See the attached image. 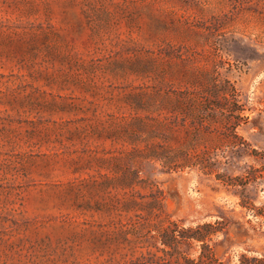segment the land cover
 Instances as JSON below:
<instances>
[{
	"label": "rangeland",
	"instance_id": "rangeland-1",
	"mask_svg": "<svg viewBox=\"0 0 264 264\" xmlns=\"http://www.w3.org/2000/svg\"><path fill=\"white\" fill-rule=\"evenodd\" d=\"M227 80L264 151V0H0V264H135L205 222L218 261L264 264V158L230 157L257 175L231 186L148 157L191 141L152 113L215 114Z\"/></svg>",
	"mask_w": 264,
	"mask_h": 264
},
{
	"label": "trees",
	"instance_id": "trees-1",
	"mask_svg": "<svg viewBox=\"0 0 264 264\" xmlns=\"http://www.w3.org/2000/svg\"><path fill=\"white\" fill-rule=\"evenodd\" d=\"M229 83V87L222 90L225 93L223 104H218L214 108L215 114L210 112H200L198 110H190L184 112L182 118L176 113V108H172L173 114L170 116L156 113L149 116L153 122L152 127L155 128L154 136H158L159 129L166 130H182L190 135V143L184 144L177 148H172L167 143H154L149 148L148 157L161 161L163 169L168 172L184 171L186 169H197L207 176H214L216 179L231 186H245L248 181H257L256 169L250 167L246 169L245 176L248 180L241 176H226V172L230 170V157H236L242 153L264 158V151H259L251 147V144L243 135L237 132L240 122H246L248 116H241L244 104H239V92L235 86ZM243 106V108H242ZM158 110V108H156ZM220 112V113H219ZM220 123L214 126V123ZM154 123H157L154 125ZM216 135L219 139L215 144V148L221 152H213L211 149L202 151L195 150L196 141L199 139L198 132ZM167 139V138H166ZM243 205V204H242ZM210 222L198 224L195 227H181L177 223H173L170 227L164 229L160 234V240L163 245L158 248L163 252L162 256H152L142 258L135 264H223L214 257L211 236L222 228ZM200 242V253L198 257L191 258L187 255L183 246H191L192 242Z\"/></svg>",
	"mask_w": 264,
	"mask_h": 264
}]
</instances>
